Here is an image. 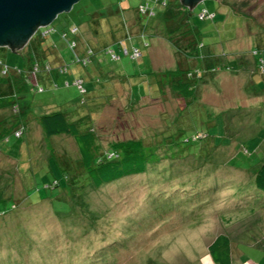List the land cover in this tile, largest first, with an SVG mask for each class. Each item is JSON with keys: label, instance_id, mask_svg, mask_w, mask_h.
Returning <instances> with one entry per match:
<instances>
[{"label": "rangeland", "instance_id": "1", "mask_svg": "<svg viewBox=\"0 0 264 264\" xmlns=\"http://www.w3.org/2000/svg\"><path fill=\"white\" fill-rule=\"evenodd\" d=\"M145 1L77 0L32 35L33 45L61 54L67 71H38L45 90L20 94L22 112L79 107L102 151L134 139L151 155L143 172L71 186L81 167L70 134L46 136L40 128L0 140V264H219L204 260L218 233L230 237L231 264H264V190L254 183L264 159V0H200L189 19L195 34L186 33L182 17L166 20L168 6L156 1L154 15H141L137 5ZM202 8L213 17L199 18ZM72 26L83 44L98 49L114 40L121 54L97 53L111 72L95 81L86 104L76 86L63 84L78 72L87 76L62 37ZM43 28L50 33L37 38ZM115 39L134 42L143 55L130 58ZM29 46L8 50L21 64L22 54L49 51ZM177 66L207 67L193 97L183 99L161 76ZM54 177L60 185L45 187Z\"/></svg>", "mask_w": 264, "mask_h": 264}, {"label": "trees", "instance_id": "2", "mask_svg": "<svg viewBox=\"0 0 264 264\" xmlns=\"http://www.w3.org/2000/svg\"><path fill=\"white\" fill-rule=\"evenodd\" d=\"M155 1L156 4L168 6V9L164 11V17L166 20L170 19L171 17H182V24H185L187 26V29H185L187 30L186 33L192 34L193 32L195 34V32L198 31V29L196 28L197 25H195L194 23V19L191 20V22L189 20L191 15V8L181 3L180 0H152V3L151 0H146L144 3L148 2L149 6L153 9V13L149 14L146 12H141L139 10L140 3L137 5L138 12L144 16L154 15V8L156 5L154 4ZM162 1H164V3H162ZM211 17L199 16V18L201 19ZM191 24L192 26H190ZM176 26H169L167 31H165L167 39L172 40L174 35L173 33L176 28H178ZM143 27L145 29L146 24ZM78 30L79 29L77 26L76 30L70 29L69 31H71L72 33V35L70 36L68 35L67 31H63L62 37L66 40L67 45H69V47H71L75 51V55L72 56V60L75 63H78L80 66L86 68L87 76L85 77L78 72L77 75H73L69 79L65 78L63 80V84L66 86L70 84L76 86L78 92L77 101L79 102V104H86L87 97L93 94V90L95 89L93 88V84L95 83V81L101 79L102 74L105 75L111 72L109 68H106L103 66V64H101V60L98 58L97 53L100 51L105 52L109 54L110 58L113 60L121 58V54L117 53L114 49L113 43H116L113 42L114 40L112 41V43H107L106 45L98 49L94 48V46L90 43L83 44L82 41L80 42V39L78 40L77 38H75V36H81ZM41 31H39L37 38L46 37L47 34L50 33V30L45 34H41ZM141 35L143 37L145 33H141ZM115 40L118 41V48L122 50L124 54H127L130 58L137 59L139 56L143 55L141 48L134 42L130 44L131 46H127L122 39ZM31 41L32 35L29 41L23 45L24 47L27 44L28 46L30 45V52L31 50L34 51L35 49L38 52V50H42L43 48H47L49 51L44 53V55L40 58L33 56V59H25L22 65H11L5 58L0 56V77L9 78L11 73L14 72L15 75L19 76L20 78V82L16 83L15 91L8 96L9 98L7 97V104L11 109V116L13 119L15 118V121L18 122L15 127H11L6 131L0 133V140L7 141L12 136L21 137L26 133L27 121L25 119V115H28V113L22 112L20 108L21 100L19 97L20 94L24 93L28 89H33L39 92L45 90L44 85H42L39 81V75L37 74L38 71L51 72L53 68L61 73L67 71L66 61H63L60 53L54 54L55 50L53 49V46L51 44L46 46H44L43 44V46L37 44L36 47H33ZM189 43L192 44V40H189ZM144 45L148 46V41H145ZM6 48L11 49L9 48V46H7ZM134 48H137L140 52L136 56L132 54ZM19 50L20 48H16L14 49V52H19ZM49 55L54 56L53 60L55 59V61H57V64H53L51 62V60L49 59ZM35 66L36 69L34 68ZM94 68H97L98 73H94ZM205 68L207 67H202V69ZM202 69L194 68L192 70H186L181 66H177L174 69H168L166 70V72H162L161 76H163L164 79H166L167 82L170 83L174 89H176V91L180 92L183 99H185L194 96L195 79L203 74L204 71ZM154 74L155 77L153 79H156L157 81L159 75L155 72ZM52 78L54 80V77ZM163 81L161 82L163 83ZM58 85L59 84L54 81V86ZM187 103L188 101L185 103V106L187 105ZM77 109L80 108L75 107L74 109L69 108L66 110L54 109L48 112L41 113L39 115H35L39 126H41L39 128L42 129L43 134L49 136L57 133H67L72 136L74 142L76 143L77 151L80 156L79 167H81V170L78 171V173L74 170L73 176L75 177V179L71 186L93 185L98 187L103 183L113 181L115 179L121 178L122 176L143 172L145 170L148 156H150L151 153L146 150L144 144L140 143L139 140L136 141L134 139L117 140L111 143V147L108 150L102 151L101 146L95 143L94 131L91 126V122L88 123V121H84L85 119H87V117H79ZM13 119H11V122H13ZM74 168L75 167H73V169ZM63 173L64 176L68 179L70 174L67 172ZM60 183V179L54 177L51 181L45 183V187L54 188L55 186L60 185ZM254 183L258 189L264 190V159L255 170ZM75 193L76 191L73 190L71 197L73 200L76 199V197L74 196ZM207 248L213 262L219 264H231L230 237L227 234L218 233L208 243Z\"/></svg>", "mask_w": 264, "mask_h": 264}, {"label": "water", "instance_id": "3", "mask_svg": "<svg viewBox=\"0 0 264 264\" xmlns=\"http://www.w3.org/2000/svg\"><path fill=\"white\" fill-rule=\"evenodd\" d=\"M77 0H0V45L21 48L40 26L48 25ZM200 0H180L192 8Z\"/></svg>", "mask_w": 264, "mask_h": 264}, {"label": "crops", "instance_id": "4", "mask_svg": "<svg viewBox=\"0 0 264 264\" xmlns=\"http://www.w3.org/2000/svg\"><path fill=\"white\" fill-rule=\"evenodd\" d=\"M36 46L37 45H33V47H36ZM41 46H43V45H41ZM4 48L5 49H0V56L5 57V59H7V60H8V58L10 60H14V62L11 61L13 64L18 59L16 64L22 65L20 62V58L12 57V55H11L12 53H10L6 47H4ZM55 53L58 54L57 52H54V54ZM22 55H23V60L33 59V57H29L28 55H26V56H24V54H22ZM34 57H35V54H34ZM55 76H57V74L53 75L52 77L55 78ZM19 82H20V78H19V76L15 75L14 72L11 73L9 78L8 77L7 78H1L0 77V133H2L3 131H6L7 129H9L11 127L12 128L15 127L17 122H18V121H15V118L13 119L11 116V109L7 104V101H8L7 97L15 91L16 83H19ZM25 116H26L25 119L27 121L26 133L31 135L33 132L40 130L39 126L38 127H36V126L32 127L31 126V124L33 122H35L34 124H38L36 121L35 115L33 113H29L28 115H25ZM11 119H13V122H11ZM20 119H21V117H20ZM33 128H36V129L34 130ZM204 260L207 263H210L212 258H211V256L209 258V254H208V258H206Z\"/></svg>", "mask_w": 264, "mask_h": 264}, {"label": "built area", "instance_id": "5", "mask_svg": "<svg viewBox=\"0 0 264 264\" xmlns=\"http://www.w3.org/2000/svg\"><path fill=\"white\" fill-rule=\"evenodd\" d=\"M162 3H164V1H162ZM139 10L141 11V12H146V13H149V14H152L153 13V9H152V7H150L149 6V4H148V2H146V3H140L139 4ZM214 15V13H210L206 8H203L200 12H199V16H201V17H204V16H209V17H211V16H213ZM40 27H42V26H40ZM43 27H45V26H43ZM39 28V27H38ZM37 28V29H38ZM36 29V30H37ZM71 29L72 30H76V26H73V27H71ZM49 31V28H45V29H42V31H41V34H45V33H47ZM140 52L138 51V49L137 48H134L133 49V51H132V54L133 55H138ZM84 61V60H83ZM35 69H36V66L34 67ZM260 70H264V59H262L261 60V65H260ZM3 71V70H2ZM4 72V71H3Z\"/></svg>", "mask_w": 264, "mask_h": 264}]
</instances>
